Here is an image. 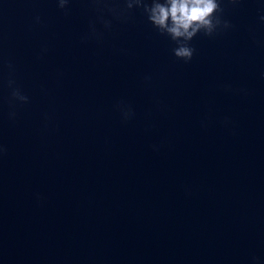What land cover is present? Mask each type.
Segmentation results:
<instances>
[{
    "label": "water",
    "instance_id": "obj_1",
    "mask_svg": "<svg viewBox=\"0 0 264 264\" xmlns=\"http://www.w3.org/2000/svg\"><path fill=\"white\" fill-rule=\"evenodd\" d=\"M221 6L185 63L123 0H0V264L264 195V0Z\"/></svg>",
    "mask_w": 264,
    "mask_h": 264
},
{
    "label": "clouds",
    "instance_id": "obj_2",
    "mask_svg": "<svg viewBox=\"0 0 264 264\" xmlns=\"http://www.w3.org/2000/svg\"><path fill=\"white\" fill-rule=\"evenodd\" d=\"M104 3L107 0H96ZM233 4L240 0H231ZM70 0H57L58 8L67 12ZM124 8L109 9L116 15H128L134 9H140L148 22L161 34L174 43L173 55L185 63L190 62L195 54L191 41L202 34L213 37L221 30L232 27L231 22L224 18V8L221 0H123ZM264 21V15L260 17ZM39 21V17H37ZM105 27H110V21H103ZM93 31H95L93 27ZM14 81H9L12 88L11 99L27 102V96L14 88ZM14 115V113L12 114ZM124 119L131 116L130 110L123 113Z\"/></svg>",
    "mask_w": 264,
    "mask_h": 264
}]
</instances>
